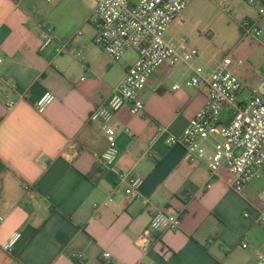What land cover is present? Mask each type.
Returning a JSON list of instances; mask_svg holds the SVG:
<instances>
[{"label":"crops","instance_id":"crops-1","mask_svg":"<svg viewBox=\"0 0 264 264\" xmlns=\"http://www.w3.org/2000/svg\"><path fill=\"white\" fill-rule=\"evenodd\" d=\"M224 1L191 0L165 35L190 60L149 79L142 115L125 105L111 121L119 168L144 179L138 198L130 199L100 160L108 135L89 116L110 100L137 52L119 60L104 52L88 22L95 0H0V212L6 217L0 264H254L264 255V182L239 194L225 167L211 177L213 142L221 138L207 143L208 154L197 163L186 161L183 147L169 146L167 134L154 140L160 127L182 134L205 106L208 88L186 86L195 70L208 75L225 57L242 60L229 67L244 84L241 99L250 98L264 74L262 43L240 30L253 20L264 31V0H228L230 13ZM44 26L56 43L41 50ZM61 45L66 51L57 54ZM46 92L55 100L39 114L35 105ZM9 96L17 104L12 109ZM158 210L180 216L181 227L153 233L143 251L137 240ZM14 232L21 239L4 252L1 245ZM104 252H111L110 261ZM80 253L82 260L75 258Z\"/></svg>","mask_w":264,"mask_h":264},{"label":"built area","instance_id":"built-area-1","mask_svg":"<svg viewBox=\"0 0 264 264\" xmlns=\"http://www.w3.org/2000/svg\"><path fill=\"white\" fill-rule=\"evenodd\" d=\"M254 3L258 0H247ZM96 7L91 12L88 22L97 30V43L112 59H121L128 50L133 49L138 57L128 69L121 85H119L110 100L92 110L89 121L100 122L108 135V145L100 155L102 164L115 176L117 186L124 188V194L130 199L140 195L144 185L141 176H132L128 171L119 168L117 131L111 126V121L125 105L130 113L139 116L144 113V91L149 79L163 67H174L180 62L188 63L190 54L182 55L168 43L165 35L174 22L179 20L191 0H95ZM226 13L231 12L228 0L222 3ZM264 15V9L260 10ZM242 35L259 41L264 48V31L256 21L244 20L240 23ZM41 50H46L56 43V36L50 26H44L41 32ZM57 54L66 51L64 46L55 48ZM2 60L0 59V63ZM239 60L234 62L231 57H225L208 75L195 70V75L186 83L187 87L199 88L206 86L209 90L205 106L191 120L189 126L180 135H171L166 128L160 127L154 140L162 134H167L166 143L169 146L178 145L185 149V159L189 163L202 161L208 154L207 143L214 137L221 138L213 143V154L210 157L209 170L215 177L222 167L228 169L233 176L235 192L241 194L246 186L254 181L264 182V74L257 86L251 91L250 98L241 99L244 84L229 67L242 65ZM176 86L175 89H178ZM54 94L46 92L36 105V111L44 114L53 104ZM7 105L14 108L16 100L9 96ZM229 116L225 117L226 112ZM210 188V185L207 186ZM24 190L31 198L38 194L29 184H24ZM264 197V190L261 194ZM112 202L109 199V202ZM260 216V224L264 227V211ZM6 217L0 212V226ZM182 224L181 217L165 211H155L149 227L139 236L137 246L147 251L153 233L177 231ZM20 232L11 234L1 245L4 252H11L21 239ZM247 248L246 244L242 245ZM76 259L82 260L83 255L77 254ZM103 258L110 261L111 252H104ZM254 264H264V255L259 254Z\"/></svg>","mask_w":264,"mask_h":264},{"label":"rangeland","instance_id":"rangeland-1","mask_svg":"<svg viewBox=\"0 0 264 264\" xmlns=\"http://www.w3.org/2000/svg\"><path fill=\"white\" fill-rule=\"evenodd\" d=\"M222 57L224 56V54L221 55Z\"/></svg>","mask_w":264,"mask_h":264}]
</instances>
